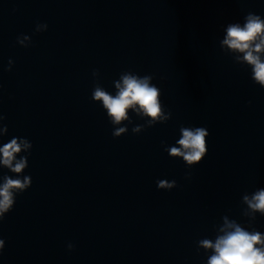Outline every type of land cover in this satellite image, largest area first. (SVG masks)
Wrapping results in <instances>:
<instances>
[{
    "label": "clouds",
    "instance_id": "clouds-1",
    "mask_svg": "<svg viewBox=\"0 0 264 264\" xmlns=\"http://www.w3.org/2000/svg\"><path fill=\"white\" fill-rule=\"evenodd\" d=\"M48 25L38 23L36 32L46 31ZM30 37H17V43L27 47L25 41ZM228 49L242 55L237 56L238 61L242 60L251 68V79L255 84L264 88V19L260 15L249 12L243 26L240 23H230L226 28V35L222 41ZM13 61L9 60L6 69L11 71ZM99 74L93 70V77ZM151 75L140 76L132 72H123L120 80L115 82L116 94L112 95L96 84L92 91V99L100 102L106 109L107 116L111 118L114 125L121 124L128 120V110L133 109L148 117V125L154 126L157 123H166L171 119V112L164 114L160 103L161 90L152 83ZM251 101H249V105ZM138 106V108H137ZM6 117L0 115V122ZM143 125L134 126L132 132L140 133ZM3 131L8 128L3 125ZM128 131L127 127H119L113 130L114 138L120 137ZM180 139L176 141L179 147L172 146L165 148L171 157H181L185 165L190 169L200 164L208 152L207 137L209 132L205 127H184L180 128ZM32 148V144L25 138L13 137L9 142L0 147V164L18 174L17 178L4 177L3 184H0V221L10 212L16 202V195L27 190L32 180L30 176H19L28 166L27 157L17 159V154L23 150ZM31 153H29L30 155ZM190 173L186 178H190ZM158 189L171 190L177 187L176 181L158 180ZM243 202L254 214L259 211L264 214V189L254 192L251 196L244 195ZM224 233L216 238L215 243L204 239L200 246L211 249L213 254L209 257L207 264H264V236L259 231H247L235 221L229 222L225 217V225L221 228ZM259 245V246H258ZM5 247L4 239H0V254ZM68 250L72 251L74 245L69 243Z\"/></svg>",
    "mask_w": 264,
    "mask_h": 264
}]
</instances>
